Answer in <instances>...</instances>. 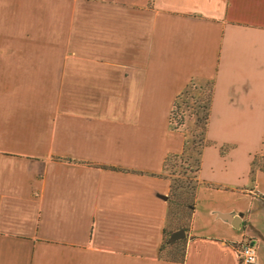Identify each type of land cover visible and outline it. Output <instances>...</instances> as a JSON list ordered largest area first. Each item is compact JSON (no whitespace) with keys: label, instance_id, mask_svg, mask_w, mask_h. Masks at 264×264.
<instances>
[{"label":"crops","instance_id":"crops-1","mask_svg":"<svg viewBox=\"0 0 264 264\" xmlns=\"http://www.w3.org/2000/svg\"><path fill=\"white\" fill-rule=\"evenodd\" d=\"M209 83L185 259H165L172 113ZM256 154L264 0H0V264H241L245 238L264 264Z\"/></svg>","mask_w":264,"mask_h":264},{"label":"rangeland","instance_id":"rangeland-1","mask_svg":"<svg viewBox=\"0 0 264 264\" xmlns=\"http://www.w3.org/2000/svg\"><path fill=\"white\" fill-rule=\"evenodd\" d=\"M210 83L209 84H196L191 86L185 93L181 99L179 100V109L176 111V119L183 113L186 116L185 124L183 125V129L187 132L189 143L191 144V148L198 147L199 141L202 139L203 135L201 133V125L202 123H198L197 114L199 116L203 114V110L200 107V98L208 95L210 91ZM175 119V120H176ZM221 151H226L228 147H224V145L220 146ZM192 154L194 158L197 160L196 151L192 150ZM194 160V159H193ZM174 162H170L167 170L164 172L165 175L173 174L172 179H176V185L189 182L193 186L197 184V178H194V173H190L189 171L186 174L178 175V173L183 172L182 166L178 164L177 167H173ZM193 188L190 189L191 192ZM180 188H177L174 191L173 204L170 209L169 216L167 218L166 229L168 240L166 242V246L164 249L165 257H179L183 251V241L184 236L189 229L190 221L188 219L189 208L183 205L182 199L183 195L180 193ZM191 198V197H189Z\"/></svg>","mask_w":264,"mask_h":264},{"label":"trees","instance_id":"trees-1","mask_svg":"<svg viewBox=\"0 0 264 264\" xmlns=\"http://www.w3.org/2000/svg\"><path fill=\"white\" fill-rule=\"evenodd\" d=\"M187 92L188 91L186 90L182 95H180L178 97V100L175 103V108H174L173 113H172L171 121H172V124L174 125V127L176 129H183V125L185 124V121H186L185 120L186 116L183 113L177 119L175 116H176V111L180 107L179 100ZM212 96H213L212 95V88L210 87V91H209L208 95L201 97L199 100L200 101L199 108L201 107L204 112L201 116H199V113H196L198 116L197 117L198 123H202L201 133L203 135L202 139L199 141L198 147L194 146L193 148H191V146H190L191 144L189 143L187 132L183 129L185 132V135H186V141H185L183 151L181 153H175V154L168 155L166 157L165 162H164V172L167 170V167L169 166L170 162L173 161L174 162L173 167H177L179 164L183 168V172L178 173V175L186 174V172L189 171L190 173H194V178H197V184L194 186L187 181L176 185L177 180L172 179V177H171L175 173H171L170 175H166L167 178L171 179V189H170V193L168 196L169 211H170L171 206L173 204L174 191L177 188H180L181 189L180 193L184 196L182 199V203H183V205H185L186 207L189 208V212L187 214H188V219L190 221V225H191L192 217H193V214H194L195 208H196V190H197V187L199 186V184H201V181L199 179V172H200V168H201L202 152H203V149L207 145L211 144V141L206 138V132H207V127H208V120H209V115H210V105H211V101H212ZM192 150L196 151L197 160H196V158H194V156L192 154ZM258 169L264 171V155L263 154H256L254 156V160L252 162L251 174L253 175L255 173V171ZM191 188H193L192 189L193 192L190 191ZM189 197H191V198H189ZM168 216H169V214H168ZM190 225H189V229H190ZM167 240H168L167 229L165 228V230H164V241H163L162 246H161L160 256L162 258L171 259L174 261H184L185 255H186V239H184V241H183V251H182L181 256H179V257H173V256L172 257H165L164 256V249H165Z\"/></svg>","mask_w":264,"mask_h":264},{"label":"built area","instance_id":"built-area-1","mask_svg":"<svg viewBox=\"0 0 264 264\" xmlns=\"http://www.w3.org/2000/svg\"><path fill=\"white\" fill-rule=\"evenodd\" d=\"M241 264L257 263V247L251 238H245L235 245Z\"/></svg>","mask_w":264,"mask_h":264},{"label":"water","instance_id":"water-1","mask_svg":"<svg viewBox=\"0 0 264 264\" xmlns=\"http://www.w3.org/2000/svg\"><path fill=\"white\" fill-rule=\"evenodd\" d=\"M233 224L236 225V226H239V225H240V218H239V217H236V218L233 220Z\"/></svg>","mask_w":264,"mask_h":264}]
</instances>
